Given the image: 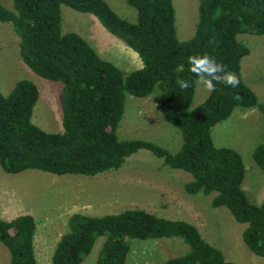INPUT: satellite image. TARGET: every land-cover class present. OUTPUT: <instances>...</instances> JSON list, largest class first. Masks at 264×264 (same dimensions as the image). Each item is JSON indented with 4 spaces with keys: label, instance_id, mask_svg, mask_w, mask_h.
I'll use <instances>...</instances> for the list:
<instances>
[{
    "label": "trees",
    "instance_id": "16d2710c",
    "mask_svg": "<svg viewBox=\"0 0 264 264\" xmlns=\"http://www.w3.org/2000/svg\"><path fill=\"white\" fill-rule=\"evenodd\" d=\"M136 10L130 23L105 0H12L0 3V21L9 22L19 38L23 61L38 75L64 83L61 132H48L32 120L39 88L29 79L17 81L8 95L0 89V166L16 174L39 169L57 175L97 174L119 169L140 150L162 158L163 166L189 172L183 184L188 194L215 193L214 207L227 206L237 221L248 223L246 244L264 258V202L250 201L242 188L245 165L230 147L215 146L213 128L237 106L258 108L264 102L245 83L242 60L250 48L239 35L264 34V0H198L196 29L180 40L172 0H126ZM92 13L110 33L136 52L142 67L126 75L102 58L81 35L62 31L61 5ZM208 53L235 72L237 87L217 84L216 91L191 108L197 79L188 57ZM192 81L182 90L177 81ZM159 91L156 102L165 118L183 135L180 149L171 153L152 142L121 139L118 128L126 96L146 98ZM264 173V142L253 150ZM53 255L55 264H82L103 238L96 264H127L132 241L175 236L190 250L165 264H237L204 238L198 226L182 219L162 218L142 209L101 216L73 213ZM37 220L32 214L0 219V241L10 250V264H38L35 254Z\"/></svg>",
    "mask_w": 264,
    "mask_h": 264
},
{
    "label": "rangeland",
    "instance_id": "374dc122",
    "mask_svg": "<svg viewBox=\"0 0 264 264\" xmlns=\"http://www.w3.org/2000/svg\"><path fill=\"white\" fill-rule=\"evenodd\" d=\"M110 8L130 23L137 20L136 10L126 0H105ZM12 9V0H0ZM174 23L180 40L194 34L198 17V0H172ZM62 31L83 36L104 59L121 68L126 75L142 67L138 54L110 33L89 12L61 5ZM250 53L242 60L245 83L264 102V34L239 35ZM19 38L11 23L0 21V89L8 95L17 81L29 79L39 88V99L32 120L48 132H61L64 83L49 80L34 72L22 59ZM159 91L146 98L126 96L125 114L118 128L121 139H142L177 152L183 143L181 130L170 123L156 102ZM209 95L203 85L196 87L191 108ZM215 146L237 150L245 165L242 188L255 204L264 202V173L253 159V150L264 142V114L254 108L237 106L231 116L213 128ZM192 175L181 169L163 166L146 150L130 156L117 170L95 176L57 175L39 169L20 173L5 172L0 166V219L32 214L37 220L35 254L38 264H55L53 255L63 234L69 231V218L81 212L95 216L142 209L162 218L182 219L198 226L208 242L223 251L237 264H264L246 244L243 232L248 223L236 220L227 206L214 207L215 193L188 194L183 184ZM104 239H97L82 264H96ZM190 246L179 236L132 241L127 264H165L171 257L183 255ZM9 248L0 241V264H10Z\"/></svg>",
    "mask_w": 264,
    "mask_h": 264
},
{
    "label": "clouds",
    "instance_id": "9594fccd",
    "mask_svg": "<svg viewBox=\"0 0 264 264\" xmlns=\"http://www.w3.org/2000/svg\"><path fill=\"white\" fill-rule=\"evenodd\" d=\"M189 71L197 78L195 83L203 85L209 93L216 91L217 84L237 87L240 83L235 72L226 71L222 62L208 53L188 57ZM178 86L184 90L192 86V81L180 79Z\"/></svg>",
    "mask_w": 264,
    "mask_h": 264
}]
</instances>
